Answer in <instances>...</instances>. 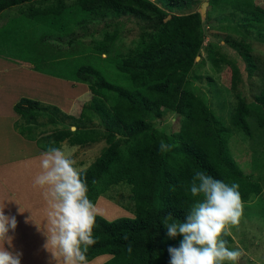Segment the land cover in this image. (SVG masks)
<instances>
[{
	"label": "trees",
	"instance_id": "obj_1",
	"mask_svg": "<svg viewBox=\"0 0 264 264\" xmlns=\"http://www.w3.org/2000/svg\"><path fill=\"white\" fill-rule=\"evenodd\" d=\"M31 2L38 0H0V13ZM57 3L37 11L48 18L68 20L81 30L111 17H131L145 25L144 31L126 52L116 47L117 33H106L94 44L96 54L116 57L110 61L115 63L116 78L122 83L92 65L76 67L73 59L53 63L52 69L62 76L88 84L93 94L91 102L76 118L67 117L58 106L21 98L14 106L19 117L15 130L34 142L41 152L53 142L55 146L67 142L73 147L106 142L97 159L82 170L89 198L97 204L100 197H105L134 217L109 221L96 216V242L87 254L90 262L108 254L112 258L105 264H170L168 249L178 248L183 237L170 238L162 221L169 215L185 221L192 205L201 199L190 191L197 171L226 184L239 185L244 204L261 195L263 187L234 160L229 148L230 129L207 101L189 87L196 58L205 43L203 17L198 11L187 14L176 11L192 10L200 0H75L73 4L57 0ZM225 43L247 64L248 77L252 78L259 67L251 46L245 39L231 36ZM221 58L231 66L232 90L238 99L231 115L232 126L249 137L252 135L249 117L255 116L264 128V67L258 92L249 102L240 90L243 81L240 67L233 60ZM32 61L38 63L35 58ZM169 113L185 119L180 132L168 134L156 127L155 121H161ZM65 119H70V128ZM95 119L102 130L94 125ZM48 123L55 128L50 133L40 131ZM161 141L175 147L170 152H161ZM123 186L130 190L132 207L122 206L118 193L114 194L115 188ZM225 239L228 244L232 241L230 236Z\"/></svg>",
	"mask_w": 264,
	"mask_h": 264
},
{
	"label": "rangeland",
	"instance_id": "obj_2",
	"mask_svg": "<svg viewBox=\"0 0 264 264\" xmlns=\"http://www.w3.org/2000/svg\"><path fill=\"white\" fill-rule=\"evenodd\" d=\"M64 1L67 4H73L75 0ZM51 4H58L57 0H46L45 2L38 0V2L28 3V5L37 9L45 8ZM191 11H198L202 14L205 43L200 55L196 58V64L189 78V87L207 101L213 112L230 129L229 148L238 166L249 178L261 182L263 185L261 195L255 197L252 202L244 204L241 223L239 226L231 228L232 235L230 237L232 241L229 247L242 253L237 264H264V128L259 126L255 116L248 118L252 130V135L249 137L232 126L231 115L238 99L232 90L231 66L221 58V56H224L229 60H233L240 67L243 80L240 90L244 98L251 102L258 92L264 67V0H200L199 5L194 9L178 10L176 14H187ZM43 20H46L53 27L49 29V33L54 37L46 39L51 49L66 46L68 53H81L79 55L74 54L73 60L76 67L92 65L114 81H118L115 75L116 68L115 63L110 60L116 59V57L107 54H96L94 44L101 41L106 33H117L116 47L126 52L135 45L145 26L131 17H111L98 23H92L88 29L84 28L83 30L72 26L65 19L57 20L53 17H47ZM250 24L253 27H250ZM229 36L238 39L243 38L251 46V53L259 67L252 78L249 79L248 77L247 64L225 43L226 38ZM37 61L41 62L40 60ZM27 80L29 81L24 85L25 88L34 87L37 92L42 89L41 92L44 94L45 92L48 94L55 93L57 99L52 100V104L58 106L67 117L79 118L83 108L93 98V94L85 82L74 81L70 84L69 81L57 77L55 81L47 85V81H45V86H42L40 77L37 80L35 76L29 75ZM118 82L122 83L121 80ZM29 93L30 91H27L26 94ZM39 101L46 103L43 100ZM47 103L49 104V101ZM17 118L19 119L18 116ZM184 122L183 117L175 113H169L161 121H155V124L159 130L171 134L180 132ZM94 123L99 130H102L97 119ZM65 124L70 128V119H65ZM53 128L55 126L48 123L40 128V131L50 133ZM34 144L27 145L33 147ZM63 146L77 160L81 170H84L97 159L106 146V142L102 141L88 147H73L64 142ZM40 153L41 150L38 147H33L32 150L26 153V158L29 154L37 158ZM0 158L6 160L11 157L7 153H3ZM18 182L22 183V180ZM114 191L115 195L118 193L119 202L124 203V205L121 204L122 206L132 207L128 187H117ZM37 193V190H33L29 195V198L35 200V205L41 207L39 210L32 211L34 220L43 218L44 203L40 202V198L36 196ZM96 205L100 210L98 215L109 221L130 216L129 211L126 212L125 208L121 207V209L118 204L105 197H100Z\"/></svg>",
	"mask_w": 264,
	"mask_h": 264
},
{
	"label": "clouds",
	"instance_id": "obj_3",
	"mask_svg": "<svg viewBox=\"0 0 264 264\" xmlns=\"http://www.w3.org/2000/svg\"><path fill=\"white\" fill-rule=\"evenodd\" d=\"M174 147L160 142L161 152ZM38 160L40 171L33 186L41 190L44 223L37 224L31 212L25 223L34 224L45 238L43 248L51 264H90L87 254L96 242L94 227L100 210L89 198L87 180L77 160L63 144L55 146V142L39 154ZM190 191L201 199L192 205L185 221L170 215L162 221L170 238L183 237L178 248L168 249L170 264H237L242 253L230 248L225 237L232 235L231 228L239 226L243 216L239 185L197 171ZM5 206L0 207V264H21L22 253L14 250L11 235L17 220L5 215ZM19 212L25 213L21 207ZM128 251L131 253L130 245Z\"/></svg>",
	"mask_w": 264,
	"mask_h": 264
},
{
	"label": "crops",
	"instance_id": "obj_4",
	"mask_svg": "<svg viewBox=\"0 0 264 264\" xmlns=\"http://www.w3.org/2000/svg\"><path fill=\"white\" fill-rule=\"evenodd\" d=\"M43 18L47 16L28 4L18 5L0 13V157L3 153L11 157L6 160L0 158V207L6 205L5 215L16 217L17 228L11 235L14 237V250L22 253L21 264H51V258L43 248V235L34 224L25 223L31 215L29 212L33 213L32 211L41 208L35 205L34 199L29 198L31 192L37 190L36 196L40 198V202H43V198L41 190L33 186V179L40 171L38 156L34 158L35 156L29 154L26 158V153L33 147L37 148V145L29 147L27 144L34 142L26 140L15 130V120L18 118L14 106L24 97L43 100L45 104L49 101L50 105H54L52 100L57 99L55 93L44 94L42 89L37 92L34 87L25 88L29 75L35 76L37 80L40 77L42 86H45V81L47 85L57 77L69 81L70 84L74 82L52 69L53 63L72 60L74 55L66 51V46L50 48L46 39L54 37L49 33V29L53 27ZM39 51L42 52L41 55H36ZM57 56L59 60L56 59ZM34 58L41 62L34 63L30 60ZM27 91L30 93L26 94ZM20 180L22 183L18 182ZM19 207L25 213L20 214ZM128 213L130 216L125 217H134L131 212ZM35 222L43 226L44 220L40 218ZM111 258L112 255H102L90 264H105ZM34 260L36 261L33 262Z\"/></svg>",
	"mask_w": 264,
	"mask_h": 264
},
{
	"label": "water",
	"instance_id": "obj_5",
	"mask_svg": "<svg viewBox=\"0 0 264 264\" xmlns=\"http://www.w3.org/2000/svg\"><path fill=\"white\" fill-rule=\"evenodd\" d=\"M72 130H75V127H73Z\"/></svg>",
	"mask_w": 264,
	"mask_h": 264
}]
</instances>
